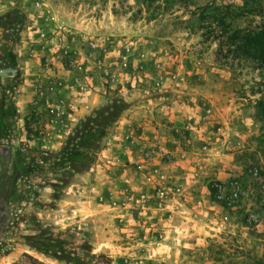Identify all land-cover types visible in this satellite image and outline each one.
Returning <instances> with one entry per match:
<instances>
[{"label": "rangeland", "instance_id": "374dc122", "mask_svg": "<svg viewBox=\"0 0 264 264\" xmlns=\"http://www.w3.org/2000/svg\"><path fill=\"white\" fill-rule=\"evenodd\" d=\"M58 8L82 13L103 30L102 33L94 30L82 37L67 28L56 29V32H68L64 38L59 35L61 41L57 46L66 65L69 54L80 52L75 44H85L94 51L86 56L103 86L101 102L96 108L105 104L107 98L129 104L131 93L139 89H147L150 95L167 91L171 94L167 97L186 105L198 101L231 104L233 129L238 132L241 126L245 127L251 139L250 150L245 153L249 164L244 182L249 187L239 178L233 180L241 186L239 200L248 197L258 208H264V60L259 53L256 59L250 57V50L244 48L241 41L247 35L264 41V0H0V16L18 10L22 18V24L17 27L18 35L12 30L8 33L0 30V52L10 48L16 57H28L36 47L33 59L45 67L49 56L41 52L42 43L47 39L40 35L38 39L22 41L24 15L21 10ZM239 30L241 32L236 34ZM122 56L124 66L120 64ZM18 65L16 62V68ZM1 68L0 64V110L9 105L13 108L15 126L6 138H0V264H12L24 253L48 264H70L67 259L76 257L86 260L84 264L262 262L264 256L252 251L226 254L216 241L219 238L208 243L205 250L198 249L195 240H189L191 243L183 250L172 251L165 231L170 228L178 234L187 232L188 227L178 220L168 221L169 216L162 222L158 219L161 211L167 205L180 206L187 198L192 206L183 209L193 213V208L200 207L201 202L193 192L184 191L176 178L168 182L161 178V166L169 161L168 156L173 161L171 167H180L175 159L181 160L188 138L174 154L159 152L156 145L148 148L158 153L155 165L151 164L152 159L147 162L149 168L157 170L151 179L135 168L136 163L116 162L101 141L94 163L86 171L91 178L74 185L77 175L74 174L69 185L61 189L66 173L53 159L42 163L40 153L57 152L78 124L96 108L73 128L68 127L62 140L57 137V141H61L58 150L51 149L52 140L42 141L43 150L32 149L27 140L20 137L22 127L17 125L18 103L14 98L15 89L23 81L21 73L2 75ZM124 74L126 79L121 82ZM156 82H160L159 87ZM124 92L127 95H122ZM45 117L44 113L32 111L22 119L28 138L47 134ZM54 130L53 127L49 131L55 134ZM16 151L21 154L18 159ZM30 158L38 162V166L32 167ZM125 169H132L136 179H145L151 187L141 193L147 196L143 204L137 199L141 194L137 195L131 186L129 170ZM124 177L129 187L120 189ZM210 183L207 186L209 200L230 210L222 201L214 199ZM159 187L165 188L164 196L157 194ZM194 230L189 226L191 233ZM220 231H224L223 227Z\"/></svg>", "mask_w": 264, "mask_h": 264}, {"label": "crops", "instance_id": "0c3cea01", "mask_svg": "<svg viewBox=\"0 0 264 264\" xmlns=\"http://www.w3.org/2000/svg\"><path fill=\"white\" fill-rule=\"evenodd\" d=\"M21 13L24 15V28L20 32L22 41L45 36L47 40L42 43L41 54L49 58L45 67L33 59L36 47V51L28 57H16L19 65L15 72L20 71L23 79L15 89L14 98L18 103L17 125L22 127L20 137L25 138L32 149H42V141L52 140L54 145L51 149L56 151L61 145L57 137L62 140L68 127L73 128L90 110L99 106L103 93L97 72L86 56L94 51L85 44H75L81 53L72 50L73 53L67 58L68 61L72 60L70 65L68 61L66 65L62 61L63 53L57 47L61 38L56 29L67 28L80 33L82 37H87L94 30L100 33L103 30L98 28L100 25L93 24L90 18L74 10H21ZM93 56L96 57V54ZM123 79H126V74L121 76L120 81ZM149 93L147 89L131 93L128 108L108 128L102 141L108 152L115 156V161L123 164L140 162L144 152L154 145L159 152L174 154L179 150L180 143L188 138V146L182 151L181 160L175 159L180 167H171L173 161L168 156L166 158L169 161L163 162L161 166L166 182L176 178L184 191L193 192V196L201 202L200 207L193 208V213L190 209H183L192 206L187 198L180 206L167 205L161 211L162 215L158 219L162 222H166V216H169L168 221L178 220L182 226L188 227L187 232L178 234L170 228L165 231L166 239L172 243V251L183 250V247L191 243L189 240H195L198 249L205 250L208 243L212 244L219 238L216 241L225 249L226 254L252 251L255 255L264 256V208H258L255 201L242 197L228 210L221 203L210 201L208 196L207 186L213 180L227 184L239 178L249 187L244 182L248 177L249 164L245 153L250 150L248 146L251 139L245 127L241 126L238 132L233 129L232 105L214 101H198L186 105L167 97L171 96L167 91L157 95ZM32 111L46 115L47 134L42 137L28 138L22 119L25 120ZM53 127L55 134L49 131ZM220 127L224 131L219 130ZM153 154L151 164L155 165L158 153ZM125 170H129L132 176L131 186L137 195L151 189L145 179H136L132 169ZM90 178V173L77 174L74 185ZM126 181L125 177L121 178L120 189L129 187ZM205 202L208 203L203 207ZM146 207L153 208L149 205ZM170 211L172 214H169ZM189 226L195 228V232L191 233ZM222 227L224 231L220 233Z\"/></svg>", "mask_w": 264, "mask_h": 264}, {"label": "trees", "instance_id": "16d2710c", "mask_svg": "<svg viewBox=\"0 0 264 264\" xmlns=\"http://www.w3.org/2000/svg\"><path fill=\"white\" fill-rule=\"evenodd\" d=\"M22 24V18L18 10H10L6 14L0 16V30L8 33H18V28ZM240 30L235 32L236 34ZM18 35V34H17ZM241 41L243 47L250 50V57L256 59V54L262 55L264 60V41L257 38L243 36ZM0 64L2 65L1 74H17L16 71V55L10 48H3L0 52ZM128 104L123 100L116 98H107V102L96 108L92 114L78 124L72 135L67 138L62 147L57 152H42L40 161L43 163L53 159L58 166H61L66 173V181L62 183L61 189H64L71 182L74 174H82L86 172L94 163V155L99 150L101 141L106 135L108 128L116 122L118 117L128 108ZM13 108L7 106L0 110V138H6L13 126ZM21 154L16 151V159ZM54 162V163H55ZM32 167L38 166V162H34L33 158L29 159ZM34 165V166H33ZM30 171L26 172L29 174ZM64 261L63 259H60ZM68 263L84 264L86 260L81 257L68 258ZM12 264H48L29 254H22L21 258ZM260 264H264V258Z\"/></svg>", "mask_w": 264, "mask_h": 264}, {"label": "built area", "instance_id": "2783aa9c", "mask_svg": "<svg viewBox=\"0 0 264 264\" xmlns=\"http://www.w3.org/2000/svg\"><path fill=\"white\" fill-rule=\"evenodd\" d=\"M58 33L61 37L64 38L65 36H67L68 32H66V30H62L59 31ZM91 44L92 43H90V45ZM98 64H100V62H98ZM120 64L122 66L126 65L123 56L121 57ZM156 86L159 87L160 82H156ZM122 95H127V94L126 92H124ZM153 153H154L153 150L148 149V151H145L144 154L142 155L141 161L135 164V168L139 172H141V174H143L147 179H151L157 173V170L151 169L147 166L148 164L147 162L150 161ZM160 177L163 178V176ZM209 187L214 192V199L220 202L222 201L227 208L233 207L234 204L237 202V200H239V197L241 195V186L237 181L232 180L227 184H224L219 181L213 180L211 181ZM164 189H165L164 187H159L157 194L164 196L165 195L163 192ZM176 191L179 192V189H177ZM137 199L140 200L139 201L140 204L141 203L143 204V202H145V200L147 199V196L145 194H141Z\"/></svg>", "mask_w": 264, "mask_h": 264}]
</instances>
